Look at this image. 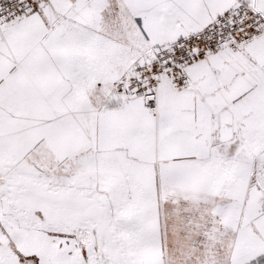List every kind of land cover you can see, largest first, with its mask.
<instances>
[{
  "label": "snow or ice",
  "instance_id": "snow-or-ice-1",
  "mask_svg": "<svg viewBox=\"0 0 264 264\" xmlns=\"http://www.w3.org/2000/svg\"><path fill=\"white\" fill-rule=\"evenodd\" d=\"M0 264H264V0H0Z\"/></svg>",
  "mask_w": 264,
  "mask_h": 264
}]
</instances>
